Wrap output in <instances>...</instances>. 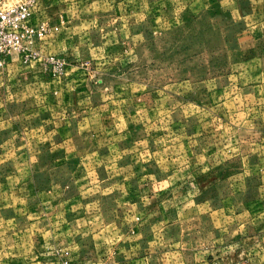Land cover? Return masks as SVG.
Returning <instances> with one entry per match:
<instances>
[{"label":"rangeland","instance_id":"374dc122","mask_svg":"<svg viewBox=\"0 0 264 264\" xmlns=\"http://www.w3.org/2000/svg\"><path fill=\"white\" fill-rule=\"evenodd\" d=\"M253 1L35 0V19L58 27L48 37L65 40L0 65L12 192L0 212L35 209L43 184L38 210L57 231L45 264H264V2ZM29 221L6 230L1 217L0 249Z\"/></svg>","mask_w":264,"mask_h":264},{"label":"crops","instance_id":"0c3cea01","mask_svg":"<svg viewBox=\"0 0 264 264\" xmlns=\"http://www.w3.org/2000/svg\"><path fill=\"white\" fill-rule=\"evenodd\" d=\"M6 0H0L1 2H5ZM247 4H249L250 7H257L254 6L253 2L256 3L253 0H244ZM264 2V0H261ZM259 2V1H258ZM262 5L259 4L258 8L261 9ZM58 11V10H57ZM54 37H48L46 36L45 38H43L41 41H39L36 46L40 49L45 48V43L47 42H56V43H60V42H64V38L63 39H53ZM23 96L21 97H16L15 102L17 104L20 105H24L23 101ZM53 101V100H52ZM4 105H7V103H5ZM52 105H55L54 103H52ZM12 116H7L4 121L5 122H9V125H5V133L6 131L8 132V128H9V132L10 134L12 133V123L13 122H22L24 121V119L27 117V115H25L24 113H22V111L19 112V114L17 115H13ZM38 115V113H37ZM38 116H43L42 113H40V115ZM27 120V119H25ZM43 120V118H42ZM20 125V123H19ZM8 128H7V127ZM16 127V126H15ZM17 133H20V126L16 128ZM7 140L5 139L4 142V146L3 148V154H7L8 153V146L6 145ZM11 153V152H10ZM0 170L3 171V176L2 178H0V182L2 183V185L0 184V186L3 187V198H0V200H3V202H10L11 201V187L9 186L8 183V175L7 172L8 170H11V162H4L2 165L0 164ZM7 175V176H6ZM18 182V181H17ZM22 184V183H21ZM36 188H35V192L32 193V195L35 197H33V199L35 201H37L38 203L33 204L30 207H35V209H26V210H20L19 213H14L11 215V213L8 212V210L4 211V213L1 215L0 212V216L3 219V229H6V225L7 222L16 218H19V216H23L25 215L26 218H35V221H29L28 225H23L21 226L18 230V232L20 231V233H22L24 236L23 238H20L19 242H15L17 239H13V238H9L7 235L4 236V246L0 249V258L3 259L4 264H8L9 262H13L14 260H17L18 264H45L44 260H45V250H47L46 254L48 253L50 255V257L47 258V261H53L56 260L54 259V253L52 252L53 247L56 245V243H53L52 241L54 240V234L57 232L55 230H50L49 228L45 229L44 225H43V211L42 210H38V205H43L44 204V191H43V184H37L36 182ZM38 186V187H37ZM91 189V185L88 184V187H85L84 192L86 190ZM1 196V194H0ZM76 198H79V200H81L82 198H84V195H77V196H72V197H68L65 198L62 201H65V203L68 202H73L74 200H76ZM23 199V198H21ZM61 200V199H60ZM21 201V200H20ZM34 201V202H35ZM85 201V200H84ZM87 205V204H85ZM11 204L9 203H5L3 205V207H10ZM8 213V214H6ZM22 214V215H19ZM63 214V216H62ZM61 214V217L64 218L65 212H63ZM0 217V218H1ZM62 228H66V224L62 225L60 229V232L58 231V233L62 232ZM134 234H138L139 231L136 229L134 230ZM6 233V232H5ZM16 233V232H13ZM44 235H49L51 236V244L47 243V245L45 246V242H44ZM52 248V249H51ZM68 249L63 248L60 249L59 251H64L65 254L68 252ZM66 258V257H65ZM65 258H62L60 260L59 263L63 262L65 260ZM53 259V260H52ZM46 261V262H47ZM57 261L55 262H50V264H56Z\"/></svg>","mask_w":264,"mask_h":264},{"label":"built area","instance_id":"2783aa9c","mask_svg":"<svg viewBox=\"0 0 264 264\" xmlns=\"http://www.w3.org/2000/svg\"><path fill=\"white\" fill-rule=\"evenodd\" d=\"M34 2L21 0L0 5V65L11 59L27 62L36 58L39 53L36 44L58 29L45 20L35 19ZM63 263L67 264L68 260Z\"/></svg>","mask_w":264,"mask_h":264}]
</instances>
